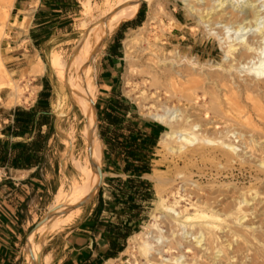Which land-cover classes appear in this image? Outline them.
Segmentation results:
<instances>
[{
  "label": "bare ground",
  "instance_id": "obj_1",
  "mask_svg": "<svg viewBox=\"0 0 264 264\" xmlns=\"http://www.w3.org/2000/svg\"><path fill=\"white\" fill-rule=\"evenodd\" d=\"M145 1L149 10L146 21L139 27L142 32L155 27L152 24L157 21L159 13L157 0ZM104 2L107 9L104 7L105 10L95 16L94 22H84L81 25L86 32L78 45L79 53L73 54L69 60L62 58L56 51L50 53V67L60 80L61 87L69 90L71 101L79 106L83 117L82 127L78 132L85 147V155L80 159L72 154L76 140L72 129L64 141L70 153L69 162L79 176L69 179L67 187L64 182L57 187L45 224L39 229L41 237L48 231H60L65 226H71L81 216L83 207L79 202L92 194L99 175V145L93 128V113L95 122L96 117L92 107L96 88L91 83L88 60L104 44L106 36L122 21L132 18L138 8L137 6L135 10L136 0ZM183 3L188 12L197 13L200 21L208 26L207 35L218 41L223 60L228 63L226 67L222 66L223 63L219 67L226 73L221 71V75H217V87H199V73L196 72L197 67L202 66L199 59L181 55L177 48L174 49L167 58L186 60L189 67L178 70L173 67L163 68L166 74L162 76L160 72L162 78L157 75V70L155 73L152 69L140 70L151 75L152 84L156 87L165 85V93H169L171 98L176 97L183 108L176 112L166 106L161 111L147 110L146 114L168 126L161 133L158 146L172 154L185 156L190 161L199 158V161L210 162L214 169L210 168L208 173L200 171V176L209 175L208 178H211L208 179L209 190L197 179L194 181L196 187L185 188L184 194L180 188L171 190L172 202L169 201L170 198L160 194L159 199L155 200L150 220L142 225L141 230L129 236L130 245L124 252L128 251L134 263L139 264L133 249L137 242L140 255L146 259L145 264H264V218L261 217L264 216V0H210L206 5L205 0L204 3L203 0H183ZM82 4L89 11L90 0H85ZM164 26L163 28L167 27ZM144 41L147 48L152 47L147 37ZM94 44L96 45L93 46ZM136 48L142 52L145 45L141 48L132 38L124 40L126 70L129 74L138 72V63L135 66L133 56ZM31 69L33 73H43L44 62L41 60L40 63H35ZM2 71L8 73L3 66ZM243 72L251 76L248 81L238 79ZM126 83H129L128 79ZM1 84L2 87L12 88L13 101L26 97L23 88L15 84V80L4 79ZM199 88L202 90H198ZM189 103L202 107L209 119V127H200L202 124L199 119H190L192 114L186 110ZM55 106H61V99L56 100ZM219 123L225 129L219 131ZM235 133L237 135L231 138V134ZM235 138L248 148L250 155L246 156L237 150ZM234 170H239L241 175L234 174ZM156 171L158 170L155 169L154 173ZM182 172L177 175L183 174L180 180L187 184L192 180V174ZM148 177L154 181L161 179L158 174L153 173H149ZM247 178L248 184L239 183L240 179ZM163 180L169 185L175 181L168 177ZM257 217L258 225H255L254 219ZM54 222L57 228H54ZM41 246L42 242L39 241L27 242L31 264L52 263L50 254L40 256ZM129 247L131 250H128ZM182 248L191 252L190 260H181L183 253L173 255L172 252ZM163 252H169L170 255L164 257ZM113 260L115 259H108L103 264H110Z\"/></svg>",
  "mask_w": 264,
  "mask_h": 264
},
{
  "label": "rangeland",
  "instance_id": "obj_2",
  "mask_svg": "<svg viewBox=\"0 0 264 264\" xmlns=\"http://www.w3.org/2000/svg\"><path fill=\"white\" fill-rule=\"evenodd\" d=\"M13 1L14 0H0V83L4 79L15 80V84L17 83L21 89L23 88L22 91L26 97L17 102L13 101L12 88L2 87L1 84L0 114L4 113L3 111L8 109L10 106L23 104L26 105L34 98L37 91L36 84H38V80H34V78L36 74L42 73H33L31 68L35 65V63H40L42 60L44 62L43 73H45L47 80L49 81L50 88V129L49 127H46L45 131L49 129L50 134H52V141L48 147V150H46L44 153L43 160L41 162L40 177L35 178L36 180L40 181V183L38 181V187L29 183H25V185L21 184V179L25 177L27 178V172H14L10 174L9 172L5 173L3 170H0L1 199H5L6 196L7 199L9 198L11 204H15V208L9 209V207L5 206V203L1 201L0 204L2 207H5L12 216L18 214V216L16 215L17 217L15 218L16 224L18 225V230L15 231V235L13 234L14 236L12 237L5 233L6 238H3V241L8 246L9 261L7 264H31V260L27 252V239L36 228L34 231L35 235L33 243H35V241L42 242L40 256L43 257L45 254H50L53 256L54 262H56V260L62 256V233L63 231H66L70 225L65 226L64 229L60 231H48L49 233H45L42 237L37 228L40 229L41 226L45 224V219H47L46 215L47 212H49V205L53 201L54 193L56 192L59 184L64 182L66 183L65 187H67V182L69 179L79 176L77 171L69 162L70 153L67 143L64 141L72 129H74L76 137L72 154L82 159L85 155V147L78 132V130L82 127L83 122V117L80 114L79 106L71 101L69 90L66 87H61L60 80L49 65V58L52 51L58 52L61 57L66 60H69V58L76 52L79 53L78 45L86 32V29L81 26L82 23H88L92 21L94 22L97 15L105 10V8L107 9V6H105L107 4L104 2L105 0H90L91 7L89 11H87V9L82 4V2L85 0H60L63 1L64 4L57 6L59 11H53L48 18L49 23L52 25L51 30H49V37H47L43 42H40L39 47H37L38 52L30 51L23 55L22 53L25 50H21V48L18 47V44L24 40L25 35H28V33H23L24 24L19 26L17 20H13L10 17V10ZM192 1L195 2L196 0ZM209 2L210 0H205V5ZM33 3L34 2L32 1L31 5H33ZM137 6V11H140L142 14L143 21L139 26L127 29L122 35L123 67L121 69L119 78L120 89L136 106L139 115L144 116L152 121L161 123L160 121L152 119L150 116H148L146 111H161L164 107L169 106L172 111L175 110L176 112H179V109L183 108L182 103H179L176 97L171 98L168 96L169 93H165V85H162L163 87H156V85H153L151 75L145 73V71H141L140 68L145 70L152 69V72L154 73L157 70V75H160L162 78V76L166 74L165 71H163V68L165 69L167 67H173L174 70H178V68L185 69L186 67H189L186 60L176 61L174 59L172 60L167 58L169 57V54H171L173 50L177 48L181 55L197 57L199 59L202 66L197 67L196 69V72L199 73L198 77L200 79L197 83V86L202 88H211L212 86V88H215L217 87V75H221V71L225 72L219 67L220 64L223 63L222 66L226 67L225 65L228 63H225L223 60V54L219 48L218 41L214 37L207 35L208 26L204 22L200 21V17L197 13H190L187 11L183 0H157V8H159V13L156 19L157 21L152 24L155 27H153L152 30H147L146 32H142L139 27L142 26L147 19L146 17L148 16L149 10L148 3L145 0H136L135 10ZM202 6H204V4H202ZM123 22L124 21L121 23ZM214 25L216 26V24ZM163 26L165 28H163ZM113 31L108 36H106V39L112 35ZM140 34L144 36H140ZM145 37L151 41L152 47L149 46V48H147L146 42L144 41ZM127 38H132L133 41L135 40L137 45H139L141 48H143L145 45L146 49V51L144 49L142 52H139L138 48H136L135 52H133V56L135 58L134 64L138 63L140 65L139 66L137 64L136 66L135 64V66L139 68H137L138 72L135 71L133 74H129L126 70L127 61L124 52V40ZM95 45L96 44L93 46ZM99 50L100 47L88 60L92 76L91 83L94 84L96 88V94L92 101V107L94 108L95 99L98 95L97 86L95 83V61ZM164 57L166 60L163 61L162 59ZM209 64H212L213 66L210 67ZM2 66L6 69V72H8L7 74L2 71ZM152 66L153 68H150ZM160 72L162 73V76ZM212 78L215 80V82ZM250 78L251 76L247 75V72H243L238 79L244 82L246 79L248 81ZM127 79L129 80V83H126ZM202 88H199L198 90L201 91ZM200 91L199 93L201 94ZM60 99L61 106L58 108L55 106V103L56 100ZM202 101L203 99L201 102ZM190 104L192 105V103H189V105L187 104L186 106V110H189L188 113L191 112L192 114L190 119H199L200 123L202 124L200 127H209L207 124V120L209 119H207L208 117H206L203 113L204 111L202 107L199 108V106L196 104L195 106H191ZM143 105L147 106L145 107ZM161 124L163 125L162 132L166 131L168 126L163 123ZM99 125L100 124H98V121L95 122L93 113V128L98 136L97 140L99 145L97 149L99 154L98 168H100L102 172L101 175L99 174L96 177V181L99 177L96 190L92 191L93 194L90 193L89 199L85 204L82 205L83 211H86L87 209L94 207L95 204H98V201L101 197V192L103 191L101 188L102 182L106 180L104 179L105 177L109 176L103 166L102 154L104 146L102 141L100 142L101 136ZM217 126L219 131L225 129L223 124L219 123ZM236 135L237 133L231 134V138H234ZM234 142L238 145L237 150L243 152L246 156L250 155L248 148H245L244 144L241 145L242 142L238 141V138H235ZM65 150L66 152H64ZM218 153L219 152H217V154ZM210 168L214 169V166H212L210 162H203L201 159L199 161V158L190 161V159L185 156H179L170 153L168 150L158 146L157 143L153 166L150 173L158 174L161 179L154 181L150 177L148 178L150 187L152 189L151 201L138 217L137 227H135L134 232L141 230L142 225L150 220L149 218L151 216L155 200L159 199L160 194L164 197L170 198L169 201L172 202L173 196L170 194L171 190L176 191V189L180 188L179 190L182 194H184L186 192L184 190L185 188L187 189L196 187V183L194 181L197 179V181H201L202 185L206 186L209 190L210 182H208V179L210 180L211 178H208L210 177L209 175L200 176V173H202L200 171L208 173ZM155 169L158 170L156 173H154ZM182 171L184 174H192V180L188 181L189 183L187 182V184L186 182L180 180V176L183 174L177 175V173ZM234 174L237 176L241 175L239 170H234ZM6 176H11L12 178L2 180ZM167 177L175 180L172 185L166 184L163 180ZM3 181H15L18 183L20 182V184H18V188H15V184H10L8 182L3 183ZM34 181L35 180H32L33 183H36ZM236 181L238 182V180ZM241 182L248 184L249 178L244 180L240 179L239 183ZM181 203L184 204L183 201ZM0 213L2 214V211H0ZM261 217L264 218V216ZM257 218L254 219V222H256L255 225H258L259 217ZM40 220L42 221L39 223ZM53 225L54 228H57V224L55 222ZM129 245L130 242L127 240L122 253H120L110 264H135L133 259H131L129 252H124L126 247ZM133 249L138 263L145 264L146 259L143 255H140L141 253L138 250L137 242L134 243ZM128 250H131V248L129 247ZM172 253L173 255H182L183 253L181 260L185 261L190 260L192 255L191 252H187L185 248H182L178 251L175 250ZM169 255V252H163L164 257H168ZM128 259H130V261H127ZM36 264H38V262H36ZM51 264H53V261Z\"/></svg>",
  "mask_w": 264,
  "mask_h": 264
},
{
  "label": "crops",
  "instance_id": "obj_3",
  "mask_svg": "<svg viewBox=\"0 0 264 264\" xmlns=\"http://www.w3.org/2000/svg\"><path fill=\"white\" fill-rule=\"evenodd\" d=\"M32 1L34 2L33 5H31ZM62 4H64V2L60 0H14L13 1L10 10V17L13 20H17L19 26L24 24L23 33L24 34H26V32L28 33V35H25L24 40L22 42H19L18 44V47L21 48V50L22 49L25 50L22 53L23 55L26 54V52H30V51L38 52L37 47H39L40 42H43L47 37H49V30H51L52 28V25L49 23L48 18L53 11H59V8L57 6ZM138 12L140 11H136V13ZM134 16L133 17L136 18L137 14H135ZM134 22L136 23L137 20H135ZM121 24L118 25V27H116V29L112 33V36L110 35L111 37L106 39L104 44L101 45L100 50L96 56L95 83L97 86L98 95L95 99V108L97 110V118H98L97 121L98 124L100 125L101 124L107 125L108 129H111L113 126H118V127L121 126V123H117L113 125L111 122L113 120V114L120 113L121 111L120 104L118 103L116 98L118 97V95L125 97L129 102V106L126 109V117L124 119V122L132 121L135 124H137L139 127H142L145 135L144 137L146 140L147 139L151 140L152 135L157 136L155 146H153V149L150 153V157L148 160L152 170L155 148L158 143V139L163 131V125L157 121H152L144 116L139 115L136 106L120 89L119 78L121 74V69L123 67L122 35L125 33L127 29L135 28L132 25L121 28L120 27ZM34 80H38V84H36L37 91L34 98L26 105L23 104V105L10 106L8 109H5L3 111L4 113L0 114V139L2 141L8 139L11 144L17 141H23V142L30 141L35 137L36 129L31 131L25 137L22 136L13 137L9 135V131L7 129L9 126L12 125L13 122V114L7 113L8 111H13L17 106L23 107L24 109H32L37 107V104L39 102L40 103L45 102V100L40 96V93L43 90L44 85L46 86V89L48 88L50 90L49 81L47 80L45 73L36 74ZM47 102L50 106L49 99ZM132 114L138 115L139 118L136 116H132ZM99 115L102 117L101 120H99ZM45 128L46 125L42 126L41 129L42 133L46 132ZM4 131L6 132V134L3 133ZM107 133L106 136L100 138L101 140L99 139L100 142L102 141L104 146L103 154H102L103 166L104 169H106L107 173L109 174L108 177L104 178L106 180L102 182L101 188L103 191L101 192V197L105 205L107 204V206L109 205L113 206L111 201L108 202L109 196H107V193H109L108 192L109 188H107L108 187L107 181L113 177H120L122 179H126L128 175L125 173L123 169L124 161L122 160V155L120 153V150L118 149L111 150L110 148H108V144L115 142V137L107 135ZM51 141H52V134H49V137L45 144L44 153L46 152V150H48ZM102 143H101V147H102ZM100 155H101V150H100ZM0 170H3L5 173H7L3 168H0ZM40 170H41V164L38 163L37 165L32 166L30 168H16V169L9 168L8 172L10 174L14 172H27L28 173L27 178L25 177L21 179V184L25 185V183H29L38 187L39 180H36L35 178L40 177ZM149 173H144L143 175H141V178L149 181L148 179ZM9 178L11 179L12 177L6 176L2 180H6ZM32 180H35L34 182L36 183H33ZM98 180L99 177L96 181L94 190H96L97 188ZM6 182L10 184H15L16 185L15 188L18 186V184H20V182L18 183L15 181H6ZM6 182L3 181V183ZM0 201L5 203V206H8L9 209L15 208V204L14 203L11 204L9 198L7 199L6 196L5 199L4 198L1 199L0 196ZM0 211H2V214L0 213V252L3 255H5L2 257L1 261L7 263L9 261L8 259L9 252H8V246L4 243L3 238H6L5 233H7L11 237L15 235V231L18 230V225L16 224L15 218L18 216V214L12 216L7 211V209L2 206L0 207ZM122 220L126 225L131 224L126 217H121L120 223ZM110 223L116 224L117 219L116 216L113 215V213L109 211V209L106 207L97 210L95 204L94 207L89 208L86 211H83L81 216L75 219L74 223H72L71 226H69L66 231H63L62 256H60V258H58L56 262H54L53 256H51L53 264H103L108 259H115L120 253H122L123 250L119 251L116 256H107L108 252L111 253L116 250L115 249L117 247L116 245H118V242L120 241V238H117L115 233L112 234V232L115 231V228L112 227ZM131 225L134 228L136 226V223H132ZM37 229L39 230V228ZM34 231L28 237L27 242L34 241V235H35ZM129 236L126 238V241L128 240Z\"/></svg>",
  "mask_w": 264,
  "mask_h": 264
},
{
  "label": "trees",
  "instance_id": "obj_4",
  "mask_svg": "<svg viewBox=\"0 0 264 264\" xmlns=\"http://www.w3.org/2000/svg\"><path fill=\"white\" fill-rule=\"evenodd\" d=\"M137 17L130 18L121 24L122 27L132 25L134 27L139 26L143 17L140 12L136 13ZM137 20L135 23L134 21ZM41 98L45 100L44 103H38L37 107L32 109H24L23 107L17 106L13 111L7 113L13 114L12 125L7 129L9 135L16 136H27L31 131L36 129L35 137L30 141H17L10 144L8 139L2 141L0 139V168L5 169L8 173L9 168H30L32 166L41 164L44 156V149L47 139L49 137V111L50 106L48 99L50 96V90L44 85L43 90L40 93ZM120 104V113L113 114L112 124L121 123V126H113L108 129L107 125H99L100 136L110 135L115 137V142L108 144V148L111 150L118 149L122 155L124 161V171L128 175L126 179L120 177L110 178L107 183L109 190L107 196L113 206H107L100 197L96 209L108 208L109 211L116 216L117 223H110L115 228L117 238H120L116 250L107 253V256H116L119 251H122L126 245V238L133 234L135 227H137L138 217L144 211L145 207L150 203L152 196V189L150 182L146 179L141 178L144 173L151 172V166L149 165L150 153L155 146L157 136L152 135L151 140H146L142 127H139L132 121L124 122L126 117V109L129 106L128 100L118 95L116 98ZM132 116L138 115L132 114ZM102 117L99 115V120ZM46 125L49 129L42 133V126ZM3 133L6 134L4 131ZM122 138V139H120ZM146 140V141H145ZM121 217H126L130 223H136L133 228L131 224L126 225ZM121 224V225H120ZM145 224V223H144ZM5 256L0 252V264H7L2 262V257Z\"/></svg>",
  "mask_w": 264,
  "mask_h": 264
},
{
  "label": "water",
  "instance_id": "obj_5",
  "mask_svg": "<svg viewBox=\"0 0 264 264\" xmlns=\"http://www.w3.org/2000/svg\"><path fill=\"white\" fill-rule=\"evenodd\" d=\"M94 111H95V117H96V121H97V110H96V108H94ZM89 149H90V143H89ZM97 169H98L99 174L101 175L102 170H101L100 168H97ZM100 183H101V181H100ZM100 183H99V184H100ZM99 184H98V185H99ZM88 199H89V196H88L86 199H84V200H82L81 202H79V205H83V204H85L86 201H87ZM41 221H42V220H40L39 223H40ZM39 223H38V224H39ZM38 224H37V225H38Z\"/></svg>",
  "mask_w": 264,
  "mask_h": 264
}]
</instances>
